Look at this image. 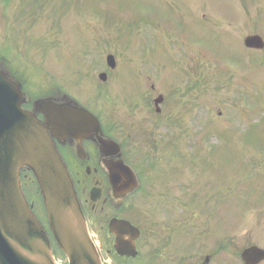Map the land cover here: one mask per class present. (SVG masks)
Here are the masks:
<instances>
[{
	"label": "rangeland",
	"instance_id": "obj_1",
	"mask_svg": "<svg viewBox=\"0 0 264 264\" xmlns=\"http://www.w3.org/2000/svg\"><path fill=\"white\" fill-rule=\"evenodd\" d=\"M254 1L0 0V53L19 48L9 59L23 79H33L36 91H60L96 114L108 135L126 144L131 167L142 163L143 168L147 153L156 167L174 164L167 180L156 177L168 170L158 169L156 177L152 172L145 195L127 201L128 213L145 234L137 263L204 264L209 256L208 264H241L244 248L264 249V202H259L264 180L255 179L264 175V149L255 133L264 127V67L254 59L250 78L248 65H240L244 37L257 30L264 35V0ZM15 18H22L20 27L10 24ZM243 20L257 21V30L243 26ZM22 46L34 48L26 56ZM108 54L116 60L111 72ZM226 60L233 63L218 78ZM207 62L214 64L209 65L216 69L215 81L202 71ZM101 72L108 74L105 83L97 79ZM157 95L164 97L161 116L153 108ZM169 122L176 124L171 134L162 126ZM205 123L219 128L220 138L212 133L203 138ZM245 126L248 132L240 135ZM237 181L249 184L247 190L240 186L241 194ZM181 195L187 210L176 201ZM224 196L229 205L222 206ZM111 216L102 214L98 221ZM150 251L157 253L155 260Z\"/></svg>",
	"mask_w": 264,
	"mask_h": 264
},
{
	"label": "water",
	"instance_id": "obj_2",
	"mask_svg": "<svg viewBox=\"0 0 264 264\" xmlns=\"http://www.w3.org/2000/svg\"><path fill=\"white\" fill-rule=\"evenodd\" d=\"M245 45L264 47L258 37L247 38ZM107 62L113 66L111 56ZM104 76L99 78L105 80ZM19 103L18 91L7 90L0 79V264H53L45 233L27 209L19 188L16 176L23 166L31 169L38 181L50 229L68 264H100L70 179L46 134L48 130L52 135L85 138L98 132L96 120L83 110L46 103L39 106L45 114L41 125L35 116L21 111ZM110 176L121 195L135 184L122 162L110 168ZM121 180L128 181L118 184ZM109 231L116 236L117 253L134 257L138 231L117 220L110 222ZM126 235L129 241L124 239ZM241 258L244 264H258L264 260V251L252 247Z\"/></svg>",
	"mask_w": 264,
	"mask_h": 264
},
{
	"label": "flooded vegetation",
	"instance_id": "obj_3",
	"mask_svg": "<svg viewBox=\"0 0 264 264\" xmlns=\"http://www.w3.org/2000/svg\"><path fill=\"white\" fill-rule=\"evenodd\" d=\"M9 69L0 62V72L4 73L9 81L15 82L17 85H19L20 89H24L26 93L27 91L30 92L31 87H29L30 83L28 80H26V86L24 88L22 86L23 80L20 75L22 72L18 69H13L11 64L9 65ZM31 100L26 99L22 106L24 110L31 111L33 109V101ZM60 100L61 99H58L56 102L61 103ZM36 117L38 120L43 121L42 115L36 114ZM53 141L66 165L68 173L74 182L76 193L82 204L84 212L87 210L93 211L95 206H97L99 203L107 205L108 200L111 202L115 200L112 190L106 185L105 176L103 174L105 170L101 164V155L96 143V139H88L78 142L75 140L70 141L67 139L61 140L58 138H53ZM79 149L82 151L81 153ZM107 159L112 161L113 157L110 156ZM19 177L21 181V187L23 189L25 188V190H27L28 186L33 187L35 184L33 177L31 174L26 172V169H22L19 172ZM92 188H95L93 195L90 194V190ZM96 194H98L99 197L93 201L92 197H95Z\"/></svg>",
	"mask_w": 264,
	"mask_h": 264
},
{
	"label": "trees",
	"instance_id": "obj_4",
	"mask_svg": "<svg viewBox=\"0 0 264 264\" xmlns=\"http://www.w3.org/2000/svg\"><path fill=\"white\" fill-rule=\"evenodd\" d=\"M239 194H241V193L239 192ZM235 201H237V199H236ZM235 201H234V202H235ZM225 202H227V201H225ZM225 204H226V203H225ZM226 205H229V204H226Z\"/></svg>",
	"mask_w": 264,
	"mask_h": 264
}]
</instances>
